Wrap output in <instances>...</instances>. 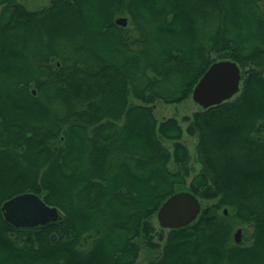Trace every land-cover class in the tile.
I'll return each mask as SVG.
<instances>
[{
    "label": "trees",
    "instance_id": "16d2710c",
    "mask_svg": "<svg viewBox=\"0 0 264 264\" xmlns=\"http://www.w3.org/2000/svg\"><path fill=\"white\" fill-rule=\"evenodd\" d=\"M220 59L240 90L182 117L194 172L179 120L154 104L191 97ZM181 190L215 202L156 228ZM25 192L59 218L6 221ZM144 248L159 250L144 264H264V0H0V264H138Z\"/></svg>",
    "mask_w": 264,
    "mask_h": 264
},
{
    "label": "water",
    "instance_id": "95a60500",
    "mask_svg": "<svg viewBox=\"0 0 264 264\" xmlns=\"http://www.w3.org/2000/svg\"><path fill=\"white\" fill-rule=\"evenodd\" d=\"M241 70L230 59L213 62L195 84L191 97L201 108H208L231 99L240 90ZM4 218L18 227H32L56 221L59 210L47 205L41 197L32 192L13 196L1 206ZM201 210L197 196L187 190L170 195L158 208L156 219L165 229L179 228L193 222ZM226 213V210H224ZM240 229L234 234L235 242H240ZM52 240L56 235L53 233Z\"/></svg>",
    "mask_w": 264,
    "mask_h": 264
},
{
    "label": "rangeland",
    "instance_id": "374dc122",
    "mask_svg": "<svg viewBox=\"0 0 264 264\" xmlns=\"http://www.w3.org/2000/svg\"><path fill=\"white\" fill-rule=\"evenodd\" d=\"M49 2L50 0H20V3L29 9H39L41 7L48 5ZM199 109H200L199 104H197L192 99V97H189L178 103L166 104L164 102L157 101L154 104V114L158 121H160L163 118L169 117V116H175L179 120L183 128V131H184L181 140L188 147V150L191 155L190 164L194 168V172L198 171V169L200 168V165L198 164L196 157H195L196 155L195 147H196L197 139L195 136L188 135L185 132V127L187 123L185 121H182V117L185 115L189 116L194 111H197ZM164 144L168 148H171L170 141L164 140ZM200 202H201V206H208V205L213 204L215 201L214 200H200ZM152 221L155 227L158 228L159 226H158L157 219L154 217ZM237 229L241 230L240 242L247 243L249 241V237L252 232L251 226L249 224H243V223L237 222V224L234 227V234L237 231ZM166 231L167 230H163L164 233H166ZM158 251H150L146 248L142 249L139 255V258H138V264H144L148 258L155 257L158 254Z\"/></svg>",
    "mask_w": 264,
    "mask_h": 264
}]
</instances>
